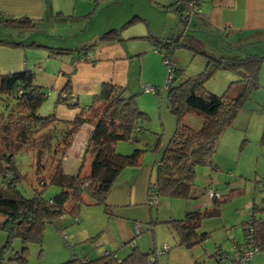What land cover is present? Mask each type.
Instances as JSON below:
<instances>
[{
	"label": "rangeland",
	"instance_id": "1",
	"mask_svg": "<svg viewBox=\"0 0 264 264\" xmlns=\"http://www.w3.org/2000/svg\"><path fill=\"white\" fill-rule=\"evenodd\" d=\"M171 3L173 0H94L92 3L90 0H79L75 7L74 0H71L60 5L69 9L74 7L76 13L84 15L85 12L86 16L72 20L66 15L46 20L37 29L48 34V37L38 35L36 29L30 32L8 28L6 31L13 36L32 35L31 38L41 37V40L48 42L60 41L67 49H80L87 45L86 41L89 39L99 41L102 33L111 28H117L123 39L131 33L150 32L157 37L165 36L170 29L166 25L180 20L176 13L166 8ZM125 22L128 23L125 28L121 27ZM173 27V30L177 29ZM189 31L188 34H193L192 27ZM219 31L223 34L222 40L226 35H232L231 28L225 31L222 27ZM0 32H3L2 29ZM162 33L164 34L161 35ZM210 35L213 34L203 32L202 41L210 42ZM186 38L185 34L181 41ZM136 39L138 40H127L126 45L152 46L159 54V49L147 38ZM222 42L223 45L218 41L214 44L217 47H213L216 53H220L218 50L222 51L221 46L228 47L227 41ZM195 46L196 49L199 48ZM193 53L183 48L175 50L173 61L178 64V68L183 69V75H175L169 85L166 83L168 68L162 60V72L156 73L153 70V59H148L150 55L142 56L149 60L148 65L141 72L137 71L127 94L136 96L137 107L146 119L140 124V131L135 134L136 142L120 141L116 144V151L121 155H130L135 149L142 151L140 165L126 168L120 174L119 182L117 181L110 197L106 199L109 213L102 205H91L85 199L76 214H71L68 212L70 202H67V212L45 225L39 243L23 244L21 238L9 239L8 233L0 230V264H62L71 259H96L105 253H113L123 259L131 251L129 243H134L143 253H149L153 249L157 264H231L229 260L219 261L217 251L231 253L235 243H242V225L248 221L252 207L255 205L264 208V192L261 191V185L264 184V39L245 42L240 52H234L241 56L255 55L261 58L257 73L258 85L250 91L231 125L220 135L210 164L195 168L194 198L158 197L154 200L155 204L153 202L150 206V202L146 201L145 188L140 189L136 198L139 200L134 205H125L126 199L119 194L113 198V194L121 191L120 184L123 190L126 188L121 183L124 179L136 183L133 179L145 173V187L149 182H154L156 162L161 159L177 123L176 117L168 108V88L177 86L182 80L196 76L203 70L202 63L197 67ZM137 65L142 63L137 62ZM149 71L155 72L154 78L149 75ZM147 79L153 80L146 82ZM239 80L237 73L221 70L205 83L204 89L213 95L223 96ZM146 86L155 91H145ZM46 92L48 97L39 110L42 117L47 116L52 99V93L48 94V90ZM13 104L12 99L5 101L0 96V114L5 117L11 114ZM182 122L196 130L202 126L203 120L197 113L189 112ZM62 128L41 129L29 138V143L25 146L16 139L11 129L8 131L0 127V164L4 165L1 157L3 151L13 154L12 159L21 176L16 189L22 197L29 199L35 191H43V198L47 200L59 192L52 185L43 188L39 180L44 178L49 181L59 160L63 168L62 152H55L57 141L62 140ZM60 145H63L61 141ZM85 153V158L79 159L77 163L71 161L65 165L66 172L76 173L82 163L81 175L88 174L92 159ZM208 189L226 201L220 204L218 215L202 219L197 233H205V241L192 248L179 245V237L169 221L181 220L189 212L212 210L214 204L206 196ZM2 221L0 216V222ZM164 248H168V251L156 256L157 251ZM251 264H264V250L254 255Z\"/></svg>",
	"mask_w": 264,
	"mask_h": 264
},
{
	"label": "trees",
	"instance_id": "2",
	"mask_svg": "<svg viewBox=\"0 0 264 264\" xmlns=\"http://www.w3.org/2000/svg\"><path fill=\"white\" fill-rule=\"evenodd\" d=\"M166 8L176 13L183 25L186 24L183 21L182 6L171 3ZM30 23L27 18L8 20L0 17V26L3 28H23ZM101 40L120 42L119 31L110 30L103 33ZM148 40L154 42L152 39ZM1 43L12 47L22 45L6 39L0 40ZM153 44L159 49L162 62L164 59L173 62V70L167 84L169 85L175 75H183V69L176 67L173 55L176 49L186 46L178 38L163 43L156 41ZM82 49L76 51L82 53L80 55L84 58L86 52H81ZM187 49L197 52L193 47ZM71 51L51 48L50 55H69ZM260 65L261 58L255 55L241 56L235 53L219 57L206 56L205 66L200 73L182 80L175 87L168 88V108L176 117V129L164 147L161 159L156 162L154 182H149L146 186L147 203L158 197L194 198L195 168L210 164L220 135L231 125L250 91L257 87ZM221 70L237 73L240 80L231 85L223 96L206 92L205 83ZM34 82L33 73L27 70L0 75V96L5 101L12 99L14 103L11 114L7 117L0 114V127L8 131L11 129L16 139L25 146L33 134L57 121L53 114L45 117L39 115L48 95L45 89ZM135 97L128 96L126 87L103 83L98 94L92 97L90 105L82 108L72 121H61L60 124L56 122L63 127L60 134L62 140L57 141L55 151L62 152L61 159L79 127L83 124L91 126L86 153L91 156L92 161L88 174L82 176L78 173L71 176L63 172L59 160L49 181L44 178L39 180L43 188L52 185L59 189L50 199L43 198V191H35L29 199L19 195L16 188L21 176L12 159L13 154L3 151L1 157L4 165L0 164V216L3 221L0 222V230L8 233L9 239L19 237L23 244L39 243L45 225L67 212V202H70L68 212L71 214L78 211L85 199L91 205H102L109 213L106 199L115 180L124 169L140 165L142 151L135 149L130 155H121L116 151V144L120 141L136 142L135 134L140 131V124L146 119L138 109ZM72 98L71 84L67 80L58 94L57 103H67L72 101ZM189 112L201 116L203 123L199 129L195 130L183 124L182 119ZM60 141L63 145H60ZM211 201L214 208L210 211L189 212L181 220L169 221L179 237V245L192 248L205 241L207 235L197 233L201 221L218 215L219 206L226 199L221 200L219 196ZM250 221L253 223L254 243L260 251L264 250V208L255 205L252 207L248 221L242 225L243 241L240 244L249 242ZM129 244L130 253L120 260L113 253H107L96 259H71L62 264H157L153 249L149 253H143L134 243ZM238 244L235 243L234 246ZM152 255L154 257H151Z\"/></svg>",
	"mask_w": 264,
	"mask_h": 264
},
{
	"label": "crops",
	"instance_id": "3",
	"mask_svg": "<svg viewBox=\"0 0 264 264\" xmlns=\"http://www.w3.org/2000/svg\"><path fill=\"white\" fill-rule=\"evenodd\" d=\"M69 1L71 0H0V17L8 20L27 18L30 20V24L24 25L25 27L23 28L15 29H24L30 32L36 29L38 35L48 37V34L37 29L38 25H41L46 20L54 17L61 18L60 16L65 17L66 15H69L72 20L86 16L85 12L84 15L76 13V8L74 7L69 9L60 5V3L65 5ZM77 1L79 0H74L75 7ZM90 1L92 3L94 0ZM197 8L198 12L185 25L180 20L177 22L179 23L178 25L177 23L166 25L170 29L166 32L165 36L157 37L147 32L131 33L124 39L119 35L120 42L102 41V35L99 41L89 39L86 41L87 45L81 47V49L84 48L81 52H86V57L84 58L80 55L82 53L76 51V48L69 49L72 50V53L69 55H50L51 48H67L63 47L64 45L60 44V41L52 40L55 42H48L41 40V37L31 38L32 35L13 36L6 31L8 28L0 26V29L3 31L0 32V40L6 39L11 43L22 44L17 47H12L4 43L0 44V75L16 73L22 70L32 72L35 78V85L48 90V94L52 93L50 109L47 116L53 114L57 120L56 122L60 124L61 121H72L82 108L88 107L92 97L98 94L100 86L103 83H112L126 87L127 90L128 88L131 89L130 83L137 71L141 72L148 65L149 60L143 58V55H150V58H148L150 61L153 59V70L156 73L162 72L160 65L161 59L159 57L161 56L159 55L160 52L158 54L152 46L143 47L138 44L126 45L127 40L134 41L138 40L136 38L142 39L145 37L154 40V42L160 41L163 43L178 38L186 46V48H183L185 50L192 51L187 49V47L195 48V45L199 47L196 49L197 52L193 53V58L196 60L197 67L202 63L204 68L206 56L219 57L226 54L234 55L235 51L240 52L242 46H245V42L249 43L257 41V39H264V0H199ZM126 24L128 23L125 22L121 27L125 28ZM173 26L177 29L173 30ZM190 27L193 28V31H191L193 34H188ZM222 27L231 28L232 35H226L227 37L225 39L223 38V40L227 41L228 47L221 46L220 50L222 51L218 50L220 53H216L213 49V47H216L214 46L216 41L220 45H223V34L219 31ZM110 30L119 31L117 28H111L108 31ZM206 31L213 34L208 36L212 38V40L210 39L212 43L202 41V33ZM185 34L187 38L181 41V38ZM222 47L226 50L222 49ZM137 62L142 63V65L138 66ZM176 67H179L177 63ZM155 72L149 71V75L154 78ZM67 80L71 84L73 100L58 104V94ZM152 80L147 79L146 82H152ZM56 122L50 125V127L61 126L57 125ZM90 132L91 126L89 124H83L74 134L70 146L62 157V160H64L62 170L65 174L73 176L81 173L82 163H80L79 169L74 174L66 172L65 165L71 161L77 163L79 159L85 158L84 152H86ZM80 134H82V137ZM119 177L112 185L108 197H110L114 185H116L117 181L119 182ZM137 177V179H133L136 183L129 182L127 179L122 180L121 183L126 185V188H124L125 191L120 184L121 191L119 193L117 192L116 195L113 194V198H116L117 194H119L123 199H126L125 205H134L136 200H139L136 198L139 196L140 189L144 190L145 188L146 194V182L143 181L145 173ZM141 177L142 179H140ZM112 204L114 203L112 202ZM115 257L117 256L115 255ZM117 259L119 258L117 257Z\"/></svg>",
	"mask_w": 264,
	"mask_h": 264
},
{
	"label": "built area",
	"instance_id": "4",
	"mask_svg": "<svg viewBox=\"0 0 264 264\" xmlns=\"http://www.w3.org/2000/svg\"><path fill=\"white\" fill-rule=\"evenodd\" d=\"M198 2L197 0H173L174 5L176 4L177 6H182L183 7V21L186 23L190 20V18L198 12ZM225 31H228V27H224ZM163 63L166 65L168 68L167 71V81L166 83L168 84L170 81L171 73L173 70V62H169L166 59H164ZM155 91L151 89L150 87L146 86L145 91ZM262 190H264V184L261 185ZM261 190V191H262ZM206 196L207 199L211 200L212 198H217V194L213 191L208 189L206 191ZM155 199H152L150 204L154 202L155 204ZM249 234H248V243L244 244H238L233 246L232 252L231 253H225L218 251L217 252V257L219 261L223 260H229L231 264H251L252 258L254 255L259 253L260 248L255 245V240L253 238V223L250 221L249 222ZM165 251H168V248L161 249L157 251L156 256L162 255ZM107 253H105L106 255Z\"/></svg>",
	"mask_w": 264,
	"mask_h": 264
}]
</instances>
